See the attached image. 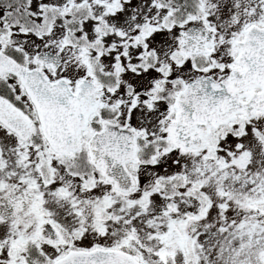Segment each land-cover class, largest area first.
<instances>
[{
  "label": "snow or ice",
  "instance_id": "6c2138e0",
  "mask_svg": "<svg viewBox=\"0 0 264 264\" xmlns=\"http://www.w3.org/2000/svg\"><path fill=\"white\" fill-rule=\"evenodd\" d=\"M0 264H264V0H0Z\"/></svg>",
  "mask_w": 264,
  "mask_h": 264
}]
</instances>
